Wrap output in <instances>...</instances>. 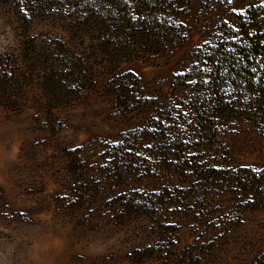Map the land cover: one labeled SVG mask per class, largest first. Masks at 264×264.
<instances>
[{
    "label": "rangeland",
    "instance_id": "rangeland-1",
    "mask_svg": "<svg viewBox=\"0 0 264 264\" xmlns=\"http://www.w3.org/2000/svg\"><path fill=\"white\" fill-rule=\"evenodd\" d=\"M252 1L185 0V42L119 67L126 100L101 85L59 107L26 49L61 30L0 4V264H264V200L190 180L205 163L263 168L264 125L221 121L202 147L176 79Z\"/></svg>",
    "mask_w": 264,
    "mask_h": 264
},
{
    "label": "trees",
    "instance_id": "trees-1",
    "mask_svg": "<svg viewBox=\"0 0 264 264\" xmlns=\"http://www.w3.org/2000/svg\"><path fill=\"white\" fill-rule=\"evenodd\" d=\"M0 4L61 30L60 35L48 36L44 46L37 37L31 38L26 49L44 65L40 89L51 107L79 102L101 85L126 100L131 74H118L119 67L176 47L187 37L180 19L185 0H0ZM176 79L184 86L177 87L181 109L187 110L183 115L190 118L202 147L215 137L221 121L252 118L264 125V0L250 2L236 14L234 24L224 23L197 45L190 65ZM176 142L184 144L181 139ZM219 179L238 181V186L264 200V167L233 169L205 163L190 180L208 186Z\"/></svg>",
    "mask_w": 264,
    "mask_h": 264
}]
</instances>
